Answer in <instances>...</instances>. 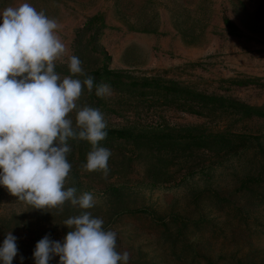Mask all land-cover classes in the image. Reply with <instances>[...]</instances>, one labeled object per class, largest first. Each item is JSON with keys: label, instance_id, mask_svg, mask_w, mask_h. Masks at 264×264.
<instances>
[{"label": "rangeland", "instance_id": "1", "mask_svg": "<svg viewBox=\"0 0 264 264\" xmlns=\"http://www.w3.org/2000/svg\"><path fill=\"white\" fill-rule=\"evenodd\" d=\"M22 3H29L58 21L57 32L66 51L56 64L67 65L68 57L75 55L93 69L100 66L107 55L110 68L137 78L159 76L198 91L224 95L250 105H264V0H0V11ZM225 17L236 25L235 32L225 26ZM115 98V92L105 97L109 110L102 113L108 127L134 122L147 126L203 124L212 129L229 126L252 140L248 147L233 156L216 158L210 151L199 150L190 163V173L182 169L175 173L172 182L152 184L142 177L140 165L134 166L124 177L127 187L136 191V196L127 202L147 207V212L152 210L165 217L172 211L184 214L192 202L191 190L207 184L220 191L232 187L235 179L246 173L264 153V118L228 121L225 116L212 118L159 103L140 104L137 110L134 103L118 114L112 111ZM105 177L102 172L100 184L94 175L80 177L85 186L83 193H91L95 204L87 210L75 208L97 217L96 210L102 207V213L103 207H108L112 199L105 192L104 183L116 179ZM26 205L0 186V230L3 223L14 219L12 234L17 241L33 243L27 229L34 216ZM203 208L224 233L219 232L217 238L212 239L203 233L205 230L194 232L189 240L199 243L197 248L202 254L211 253L214 258L221 253L229 255L237 245L238 256H245L250 249V253L254 249V254L264 255L263 226L258 229L252 225L249 231L232 230L225 223L224 215L214 207L205 202ZM252 209L253 216L263 225L264 211ZM43 218L46 232L40 239L50 235L51 239L62 241L66 234L62 228L54 230L51 211ZM114 220L110 230L117 233L118 252L127 251L129 257L140 264H175V259L158 241L159 232L149 220L129 217ZM4 239L0 233V243ZM33 251L19 252L13 264H21V256L23 264H35ZM219 263L225 264L222 260ZM49 264H59V257Z\"/></svg>", "mask_w": 264, "mask_h": 264}, {"label": "trees", "instance_id": "2", "mask_svg": "<svg viewBox=\"0 0 264 264\" xmlns=\"http://www.w3.org/2000/svg\"><path fill=\"white\" fill-rule=\"evenodd\" d=\"M223 21L230 32L237 30L236 25L228 18L225 17ZM109 61L110 57L106 55L100 66L91 69L88 64L82 63V68L87 75L95 78V84L107 83L111 86L112 92H115L116 95L113 103L114 109H112L115 113L121 114L122 110L124 111L134 103H136L133 106L135 110L140 104L148 105L149 103L151 106L159 103L212 118L225 116L228 121L233 118H264V105H250L224 95L198 91L159 76L137 78L122 70L110 68ZM55 70L62 77L72 75L67 65L56 64ZM73 78L83 80L85 76L77 75ZM105 100V98L95 95V88L90 93L85 87L78 104L96 107L104 112L109 110ZM74 117L75 112L71 115V118ZM73 121L75 122V120ZM106 130L108 135L105 140L100 142L101 146L111 151L108 161L109 170L105 178L112 177L116 180L115 182L104 183L106 185L105 192L112 201L108 203L107 208L103 207L102 213V207L96 210V216L104 218L103 227L105 230L110 229L116 218H120V220L122 217L145 218L159 232L158 241L166 247V251L175 259V264L179 262L202 264L203 261L204 264H218L220 260L224 261L225 264H264V255L254 254L256 252L254 249H252V253H250V249L242 257L237 255L238 248L235 245L231 254L224 255L221 253L218 254L217 258H214L211 253L202 254L197 248V246L200 247L199 243L196 244L189 240V237L198 230H205L203 233L205 232L206 236L212 239H216L218 233L223 232V229L217 226L215 219L208 217L203 208L205 202L224 215V218L227 219L225 223L229 225V229L249 231L252 225L257 226L258 229L260 226L264 227V224L261 225L258 218L253 216L254 210L252 209L253 207L264 211V153L246 173L235 179L232 187L220 191L218 188L209 187L210 184H207L191 190L189 194L192 202L189 210L184 214L172 211L170 215L165 217L152 210L147 212V207L130 205L127 200L135 197L136 191L127 187V181L124 178L130 174L134 166L139 167L140 165L143 171L142 177L151 181L152 184L172 182L175 180L176 172L186 169L190 173L192 170L190 163L196 158V152L199 150L210 151L216 158L233 156L240 149H245L251 144L250 136L233 131L229 126L222 129H212L203 124L147 126L134 122L121 127H107ZM68 144L71 151L67 159L72 165V169L66 178L65 189L74 187L77 190L76 195L80 196L85 189L80 177L94 175L98 181L102 171L89 172L82 168V165L86 163L87 153L92 147L88 141L69 139ZM98 173L100 174L98 175ZM98 182L100 184L102 180ZM26 208L34 216H32L33 221L30 222L31 225L27 229L33 236L34 242L17 241L18 253L35 249V240L40 239V236L46 232L45 219L43 218L46 213L51 211L54 230L62 228L65 235L69 229L63 225L64 220L79 215L81 211L72 206L70 202H66L62 207L45 208L44 210L34 209L28 204ZM193 213L196 217H193ZM12 216L15 217V213ZM12 221L14 222V219L3 223L0 233L4 237L7 232L12 231L14 233L11 226ZM233 239L234 237H232ZM128 264L140 263L129 257Z\"/></svg>", "mask_w": 264, "mask_h": 264}, {"label": "clouds", "instance_id": "3", "mask_svg": "<svg viewBox=\"0 0 264 264\" xmlns=\"http://www.w3.org/2000/svg\"><path fill=\"white\" fill-rule=\"evenodd\" d=\"M0 20V186L34 209L62 207L66 202L91 209L95 204L91 193L77 196L76 188L65 189L72 169L68 141H88L92 147L82 168L107 175L111 151L100 145L108 135L107 121L98 108L78 101L85 87L105 98L112 95L111 86L95 84L75 55L67 60L72 75L56 72L66 46L57 32L58 21L44 11L22 3L0 11ZM77 75L85 78H73ZM63 225L69 231L62 241L45 235L36 243L35 264H49L57 256L59 264H128L129 253L117 251V233L105 230L102 218L81 211ZM17 239L12 231L5 233L0 264H13ZM20 259L23 264V256Z\"/></svg>", "mask_w": 264, "mask_h": 264}]
</instances>
